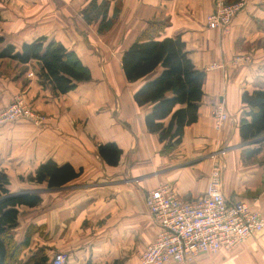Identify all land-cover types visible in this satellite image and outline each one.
Listing matches in <instances>:
<instances>
[{
  "label": "crops",
  "instance_id": "obj_1",
  "mask_svg": "<svg viewBox=\"0 0 264 264\" xmlns=\"http://www.w3.org/2000/svg\"><path fill=\"white\" fill-rule=\"evenodd\" d=\"M226 1L244 7L220 30L206 25L213 0H96L109 23L100 31L102 15L85 13L90 0H0V48L19 49L44 36L73 50L91 76L57 94L39 80L35 61L0 58V109L21 95L44 117L38 125L20 119L0 127V170L9 193L41 198L18 209L12 234L25 242L21 264L41 255L51 264L58 253L65 264H141L140 252L157 233L147 192L167 185L181 198L198 199L217 162L224 196L249 203L264 218V137L243 142L239 135L242 92L264 87V0ZM152 23L161 25L156 39L179 36L205 72L197 120L168 151L146 129L148 107L133 100L139 82H127L121 68L123 51ZM219 104L228 118L216 129L211 112ZM106 143L121 150L115 165L97 152ZM48 159L80 174L56 188L29 181ZM192 264H264V227L234 250L202 253Z\"/></svg>",
  "mask_w": 264,
  "mask_h": 264
},
{
  "label": "trees",
  "instance_id": "obj_2",
  "mask_svg": "<svg viewBox=\"0 0 264 264\" xmlns=\"http://www.w3.org/2000/svg\"><path fill=\"white\" fill-rule=\"evenodd\" d=\"M93 10L102 15L98 29L108 27L106 11L97 6L96 0H90L85 13ZM159 27V23H152L123 51L121 68L127 82H139L133 100L138 106L148 107L144 116L146 129L156 134L163 143V151H168L181 142L185 127L197 120L205 72L195 67L179 36L156 39ZM0 58H11L23 64L35 61L39 66V80L48 83L57 94H64L78 83L91 79L88 67L73 50L44 36L23 43L19 49L10 44L2 46ZM241 103L246 108L239 120L241 140L257 142L259 139L260 142L264 137V87L243 91ZM257 151L253 149L249 154ZM97 152L110 165H115L121 154L113 143L100 144ZM79 174L80 170L68 163L58 165L48 159L28 176V180L45 182L48 188H56ZM8 183L7 175L0 170V264H21L19 254L25 242H16L12 234L17 226L18 209L36 206L41 198L36 193H9ZM33 229L27 230L26 238ZM45 260V255H41L31 264H44Z\"/></svg>",
  "mask_w": 264,
  "mask_h": 264
},
{
  "label": "built area",
  "instance_id": "obj_3",
  "mask_svg": "<svg viewBox=\"0 0 264 264\" xmlns=\"http://www.w3.org/2000/svg\"><path fill=\"white\" fill-rule=\"evenodd\" d=\"M243 7V1L213 0V10L205 18L207 27L226 30ZM211 117L218 129L228 113L219 104L213 108ZM20 119L38 125L44 117L21 95H16L0 109V127ZM144 203L157 226V233L140 252L141 264H192L202 253L234 250L264 227V218L252 205L224 196L219 162L211 169L205 191L198 199L186 200L170 186L163 185L148 191ZM65 261L66 256L58 253L51 264H65Z\"/></svg>",
  "mask_w": 264,
  "mask_h": 264
}]
</instances>
